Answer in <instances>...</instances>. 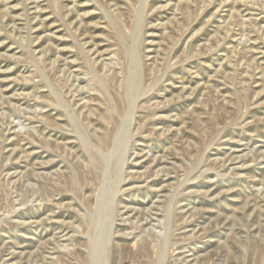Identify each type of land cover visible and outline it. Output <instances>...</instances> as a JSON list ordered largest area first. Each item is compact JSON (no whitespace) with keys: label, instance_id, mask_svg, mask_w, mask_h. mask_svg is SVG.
<instances>
[{"label":"rangeland","instance_id":"rangeland-1","mask_svg":"<svg viewBox=\"0 0 264 264\" xmlns=\"http://www.w3.org/2000/svg\"><path fill=\"white\" fill-rule=\"evenodd\" d=\"M0 264H264V0H0Z\"/></svg>","mask_w":264,"mask_h":264}]
</instances>
